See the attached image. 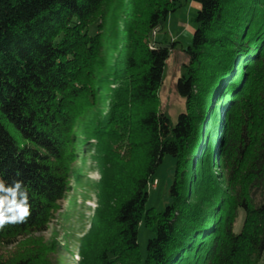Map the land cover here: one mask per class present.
<instances>
[{
  "label": "trees",
  "instance_id": "trees-1",
  "mask_svg": "<svg viewBox=\"0 0 264 264\" xmlns=\"http://www.w3.org/2000/svg\"><path fill=\"white\" fill-rule=\"evenodd\" d=\"M106 1L0 0V177L22 180L32 204L26 223L0 231V248L45 231L71 169L81 173L72 128L95 100ZM133 1L104 126H126L143 162L120 180L126 194L103 216L102 248L88 264H264V0H194L175 122L159 100L171 50L151 36L176 0ZM167 154L176 159L172 201L156 211L148 186ZM142 223L155 232L145 258ZM0 264L45 262L28 253Z\"/></svg>",
  "mask_w": 264,
  "mask_h": 264
},
{
  "label": "rangeland",
  "instance_id": "rangeland-1",
  "mask_svg": "<svg viewBox=\"0 0 264 264\" xmlns=\"http://www.w3.org/2000/svg\"><path fill=\"white\" fill-rule=\"evenodd\" d=\"M133 0H107L103 11L102 68L95 79V100L81 110L82 117L73 126L72 152L75 165L81 173L71 169L65 196L58 202L55 214L46 230L36 233L22 245L0 248V256L14 260L22 254H32L45 264H88L93 262L102 248L100 232L102 218L124 198L125 184L120 180L141 169L142 154L134 152V143L128 138L129 130L123 124L104 126L112 109V92L116 87L113 72L120 50L125 43V24L130 18ZM134 3V1H133ZM172 11L152 39L171 50L166 62L163 84L159 91L160 109L169 114L172 121L185 109V100L178 94L177 83L189 62L187 49L193 42L197 27L195 17L199 5L194 0H176ZM98 31V24L90 28ZM14 135L20 136L11 128ZM134 152V153H133ZM222 159L216 161L221 175ZM176 159L167 154L156 169L148 186L146 207L162 211L172 200L170 187L175 174ZM200 168V167H199ZM201 173V172H200ZM158 180L156 187L151 183ZM124 185V186H123ZM244 213L237 223L241 226ZM105 219V218H104ZM155 235L151 226L142 223L138 228V243L142 258L147 255V243Z\"/></svg>",
  "mask_w": 264,
  "mask_h": 264
},
{
  "label": "clouds",
  "instance_id": "clouds-1",
  "mask_svg": "<svg viewBox=\"0 0 264 264\" xmlns=\"http://www.w3.org/2000/svg\"><path fill=\"white\" fill-rule=\"evenodd\" d=\"M31 208L24 182L15 179L9 184L0 177V231L7 226L26 223L31 216Z\"/></svg>",
  "mask_w": 264,
  "mask_h": 264
},
{
  "label": "built area",
  "instance_id": "built-area-1",
  "mask_svg": "<svg viewBox=\"0 0 264 264\" xmlns=\"http://www.w3.org/2000/svg\"><path fill=\"white\" fill-rule=\"evenodd\" d=\"M153 34H154V36H155L156 31H154ZM157 183H158V180H157V179H154L153 182L151 183V186H152V187H156Z\"/></svg>",
  "mask_w": 264,
  "mask_h": 264
}]
</instances>
